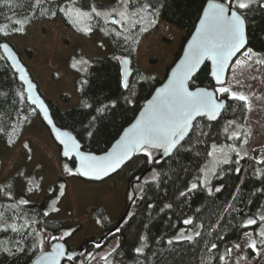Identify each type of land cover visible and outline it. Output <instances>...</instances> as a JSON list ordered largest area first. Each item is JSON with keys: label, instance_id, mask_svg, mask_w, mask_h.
<instances>
[{"label": "trees", "instance_id": "trees-1", "mask_svg": "<svg viewBox=\"0 0 264 264\" xmlns=\"http://www.w3.org/2000/svg\"><path fill=\"white\" fill-rule=\"evenodd\" d=\"M112 1V6L120 2ZM206 1L131 0L129 12H139L143 5H151L149 12L152 15L147 16L144 23L126 31L125 27L93 13L91 31L85 32L65 12L71 6L83 10H91L95 6L96 10H104L107 8L104 4L96 0H41L40 5L35 0H0V39L7 41L9 36H23L34 23L60 19L76 33L88 37L98 31L109 40L111 53L107 56H84L87 66L76 82L79 95L76 105L61 110L46 98L55 123L75 134L83 149L101 154L132 122L143 103L162 82L138 65V47L142 37L162 20L185 31L186 42ZM61 8L64 11H60ZM52 12L56 15L53 16ZM147 20H154L155 23L149 24ZM246 25L247 49L264 56V8L253 5L246 13ZM21 28L22 31H17ZM141 28H147V31H141ZM117 32L122 34L117 35ZM126 36L130 38L125 39ZM123 56L131 59L128 88L123 86L120 62ZM198 86L218 89L210 76L208 63L190 82L191 88ZM218 96L227 99L221 116L216 121L197 119L194 124L199 127L189 133L181 147L166 159L157 161L153 170L140 182H137L140 176L158 155L157 150L149 149L151 156L144 152L136 154L122 170L121 176L110 182L109 189L117 187L122 179L129 184L128 203L123 213L128 211L127 217L122 220V215L117 221H111L102 205L88 209L89 217L103 232L76 248L86 245L78 256L66 261L68 264H90L94 255L115 237L119 241L117 247L101 264H208L211 257L215 258L213 264L220 263L221 257L229 252L230 245L250 228L245 221L261 205L264 198V163L255 159V152L249 159L237 162L233 158L222 165L214 177V184L220 185V191L215 188L209 191L201 184L210 150L231 142V132L242 123L246 112L245 102L234 100L228 94ZM101 108H104L103 112L98 111ZM37 116L38 111L26 99L23 85L0 52V142L8 147L16 145ZM229 121L234 123L229 125ZM201 132L205 134L201 135ZM65 165L73 170V174L65 171ZM1 168L0 158V172ZM61 170L63 175L46 188L40 202L31 201L30 196L43 192L42 178L35 172L26 174V163L0 182V264H31L43 251V244L39 241L45 234L57 236L67 231L71 233L67 236L69 238L81 229L80 223L65 226L63 221L52 218L59 211V202L66 193V180L77 177L72 159L62 158ZM153 172H156L155 179H146ZM17 179L24 183L21 194L16 190ZM193 183L198 184L196 189H191ZM181 192L185 195L181 196ZM22 199L28 203L20 204ZM53 208L58 211H53ZM45 212H48L47 216ZM188 219L191 224L184 223ZM12 224L18 231L8 227ZM189 227H199L200 235L192 240L174 239L179 230ZM212 244L216 247L212 248ZM141 247L143 251L137 253L135 250ZM18 248L24 251H17Z\"/></svg>", "mask_w": 264, "mask_h": 264}, {"label": "rangeland", "instance_id": "rangeland-1", "mask_svg": "<svg viewBox=\"0 0 264 264\" xmlns=\"http://www.w3.org/2000/svg\"><path fill=\"white\" fill-rule=\"evenodd\" d=\"M96 1L107 7L97 11L108 20L119 19L116 12L128 11V7L121 2L112 6L114 4L112 0ZM69 9L72 10L69 16L74 22L77 12H91V10H83L74 6ZM113 9H116V12H113ZM90 20L91 18L81 17L80 22H75V24L81 29L90 28ZM122 27L129 28L127 24ZM185 36V31L159 20L140 41L138 65L147 74L164 80L169 69L179 57V52L182 51ZM6 39L28 67L41 94L61 110L69 109L78 103L76 82L87 66V59L84 56L102 58L111 53L109 40L100 32L94 31L87 37L67 28L60 19L34 23L25 35L9 36ZM248 50L251 49L246 48L233 62L227 82L223 85L248 98L244 119L231 132V137L234 132L240 135L231 138V142L214 146L210 150L211 155L204 165L201 179V184L209 191L220 187L214 184V177L218 169L233 158L238 162L251 158L255 152V159L258 162L264 159V56L251 50L249 53L251 59H248L244 55ZM73 64H76V67H72ZM228 97L231 98L230 93ZM0 158L2 160L0 182L16 173L24 163H26V174L35 172L36 176L42 178L43 192L31 195L30 200L33 202H40L46 194V188L63 175L61 148L39 116L24 131L16 145L8 147L0 142ZM224 160L227 162L225 163ZM121 174L122 171L98 183L84 181L78 177L68 178L66 193L58 205L59 211L52 218L63 221L65 226L80 223L81 229L69 238L64 236L65 232L57 236L45 234L42 243L43 251L48 250L51 243L57 239L66 240L71 249H76L86 240L100 236L103 231L96 221L89 217L87 210L90 208L102 205L111 221L120 219L128 203L129 184L123 179L114 189H109V184ZM153 177H156V172L149 174L146 179ZM205 178L207 179L206 184L202 183ZM23 189L24 183L17 179V193L21 194ZM262 215H264V198L256 213L248 218L256 219L257 223L247 225L248 219L245 221L250 228L230 245L229 252L223 256V259H220L219 264H264V244L260 243L264 237L259 235L261 231H264V221L259 219ZM194 228L179 230L174 239L183 240L178 239L182 235L192 236L194 239L197 236L196 233L200 231L199 227ZM252 240L257 241L256 249L248 247ZM118 243L117 237L111 239L94 255L90 264H101L115 250ZM214 261L215 258L211 257L208 264H213Z\"/></svg>", "mask_w": 264, "mask_h": 264}, {"label": "snow or ice", "instance_id": "snow-or-ice-1", "mask_svg": "<svg viewBox=\"0 0 264 264\" xmlns=\"http://www.w3.org/2000/svg\"><path fill=\"white\" fill-rule=\"evenodd\" d=\"M35 2L37 5L41 4V0H35ZM120 2L126 7H131V0H120ZM253 5H259V7L264 8V0H226L224 3L217 2V0H209L207 8L204 10L203 18L200 20V27L197 28V35L194 37V42L190 45L189 52L186 54L185 59L178 65L177 69L173 71L168 84L158 90V95L153 101H149L145 118L137 120L131 129L125 133V136L117 142L114 150L99 160L93 156L80 154L78 152L79 145L74 138L63 133L62 135L66 138L61 143L67 146L64 155L69 156L72 151H77L81 159V168L78 171L82 175L88 176L92 174V171H99L102 175L114 172L122 164L130 161L134 154L139 152H144L147 156H151L149 148H159L167 154L178 150L181 147V141L188 137L189 133L195 128L199 127L198 124L193 123L197 116L205 115L209 119L215 120L220 114V109L223 107V103L218 102L212 92L204 89L190 91L187 82L193 78V74L197 72L199 65L205 58L211 59L216 65L212 76L218 82L222 81V74L228 60L245 46L246 13L252 9ZM150 8V4H145L140 8L139 12H116V9H113V12H116L120 18L114 19L112 23L122 26L127 24L129 28L135 27L137 24L144 23L147 16L152 15L149 12ZM60 11H64V9L61 8ZM92 13L96 16L102 15L101 12L96 10L95 6H92L91 12H77L75 22L79 23L81 17L91 18ZM51 14L53 16L56 15L55 12ZM71 14V9L65 12V15ZM108 15H111V13H108ZM133 17L138 18L133 19ZM147 23L154 24L155 21L147 20ZM22 30V28L17 29V31ZM125 30L127 31L128 29L126 28ZM140 30L147 31V28H141ZM83 31L90 32L91 29L84 28ZM121 34L117 32V35ZM129 38L127 36L125 37V39ZM3 47L7 49L8 45L5 44ZM250 52L251 50H248V52L244 53L248 59H251ZM257 63H260V61H257ZM72 67H76V64H73ZM20 71H23V69L21 68ZM21 79H24V77L22 76ZM123 86L125 88L129 87L127 80L123 82ZM217 91L221 94L230 93L231 98L234 100L245 102L246 104L248 102V98L245 95L231 91L228 87L221 86ZM33 102L35 103V101ZM98 111L103 112L104 108L98 109ZM93 120H95V117H93ZM49 122L51 123V121ZM228 123L232 125L234 121H229ZM227 130L226 128L225 131ZM200 134L204 135L205 133L201 132ZM57 135L59 136L61 133L58 132ZM239 135L238 132H234L230 138H236ZM231 150L235 151V149ZM224 162L226 163L227 160H224ZM261 163H264V161H261ZM85 169H89L90 171ZM65 171L73 174V170L68 168L67 165H65ZM202 183L206 184L207 179L205 178ZM61 187L63 188V185ZM197 187L198 184L196 183L191 185V189H196ZM216 191H220V189L217 188ZM180 195L183 196L185 193L181 192ZM19 203L27 204L28 201L22 199ZM52 210L58 211L55 208ZM44 215L47 216L48 212H45ZM259 219L264 221V215L260 216ZM184 223L191 224L192 221L188 219ZM256 223V219L250 218L247 220V225H254ZM8 227H11L13 231H18L15 224L8 225ZM70 235L71 233L69 232L64 233V236ZM196 235L199 236L200 233L197 232ZM259 235L264 237V231H261ZM192 238V236L183 235L178 237V239L186 240H191ZM51 239H55V237H51ZM39 242L42 244L43 238ZM168 243L171 244L172 241L169 240ZM260 243L264 244V239ZM211 247L215 248L216 245L212 244ZM248 247L256 249L257 241L252 240ZM4 250L9 251L8 249ZM17 251L22 252L24 249L18 248ZM135 251L140 253L143 249L141 247ZM63 255V249L58 247L57 252L52 258L56 259ZM68 259H72V256L69 255Z\"/></svg>", "mask_w": 264, "mask_h": 264}, {"label": "water", "instance_id": "water-1", "mask_svg": "<svg viewBox=\"0 0 264 264\" xmlns=\"http://www.w3.org/2000/svg\"><path fill=\"white\" fill-rule=\"evenodd\" d=\"M217 2L224 3V1H221V0H217ZM208 3H209V0L206 1L194 31L191 33V35L188 37L185 44L183 45L180 56L178 57V59L174 62V64L169 69L166 78L164 80H162V82L154 89V91L152 92L150 97L143 103L139 112L137 113L135 118L132 120V122L129 123L122 130L120 135L111 144V146L105 152H103L101 154H96L94 152L83 149L80 141L77 139L75 134H73L71 131H69L65 128L58 126L55 123L53 116H52V113H51V110H50V107L46 102V98L41 94L37 82L34 80L33 76L31 75V73L28 69V67L26 66V64L22 61L19 53L15 50V48L8 41L0 39V52L4 56V58L6 59L8 64L11 66L13 71L16 73L18 80L23 85L24 93H25V96H26L28 103L36 108V110L38 111L39 117L43 120L44 124L49 129V131H50L53 139L55 140V142L60 146L62 158L74 160V170H75V173H76L78 178H80L84 181L94 182V183L103 182V181L111 178L112 176L116 175L117 173L121 172L126 166H128L134 160L135 155L138 153L134 154L130 161L125 162L124 164L121 165L120 168H117L114 172H110L107 175H102L99 171H92V174H90L88 176H84L78 171V169L81 168V159H80V155L77 154V151H72L69 156L64 155V151L66 150L67 146L65 144L61 143V141L66 138L62 134L66 133V134H68L74 138L76 143L79 145L78 152L82 155L93 156L99 160V159L107 156L108 154H110L114 150L115 146L117 145V142L120 141L122 139V137L125 136V133L129 129H131V127L137 122V120H142L145 118V113L148 110L149 101H153L157 97L158 90L164 88L168 84L169 79L172 77L173 71L176 70L178 65L181 63V61L185 59L186 54L190 50V45L194 42V37H196V35H197V28L200 27V20L203 18V13H204V10L207 8ZM5 44L8 45L7 49H5L3 47V45H5ZM247 47H248V36H247V25H246V28H245V46L239 52H237L234 56L230 57V59L228 60L226 66H225L224 72L222 74V81L218 82L212 76V72H213V70H215L216 65L211 59H208V58H205V60L199 65L197 72L193 74V78L197 75V73L200 71V69L203 67V65L205 63H208L209 67H210V76L213 79L214 84L217 87L223 86L227 82V77H228V74H229V71H230V68H231L233 62ZM120 62H121V68H122V73H123V82L125 80H127V82H128V78H129L130 73H131V59L128 56H123L121 58ZM21 68L23 69V71H20ZM22 76L24 77V79H21ZM192 79L187 82V86H188L190 91H195L196 89L207 90L208 92L213 93L214 98L218 102L223 103V107L220 109V114L217 116V118L215 120H211L207 116L201 115V116H197L195 121L199 118H206L209 121H216L221 116L223 110L225 109V107L227 105V99L226 98H219V96H218V94L214 88H208V87H204V86H198V87L191 88L190 82L192 81ZM29 85H31V87H29ZM29 97H31V99H29ZM33 101H35V103ZM41 105H43V107H41ZM49 121H51V123ZM58 132L61 133V135L58 136L57 135ZM183 141H181V144ZM149 149L157 150L158 155L154 158L150 168H148L146 170V172L140 176V178L137 182H140L148 173H150L153 170L155 163L157 161H161V160L166 159L167 157L171 156L173 154V152L175 151L174 150L171 154H167V153H164L163 150L159 149V148H149ZM85 170H89V169H85ZM127 214H128V211L125 212L122 220H124L127 217ZM58 247L63 249L64 255L59 256L56 259H53L52 257L57 252ZM85 248H86V245H84L80 249H71L66 240L57 239L51 243L48 250L42 251L32 261L31 264H64L67 260H69L68 259L69 255H71L72 259H73L76 256H78L81 253V251L84 250Z\"/></svg>", "mask_w": 264, "mask_h": 264}]
</instances>
